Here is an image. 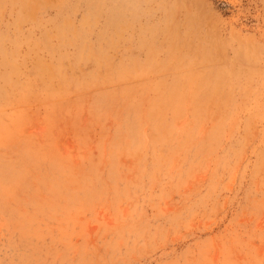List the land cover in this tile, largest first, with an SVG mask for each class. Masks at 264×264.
Wrapping results in <instances>:
<instances>
[{
	"label": "rangeland",
	"instance_id": "1",
	"mask_svg": "<svg viewBox=\"0 0 264 264\" xmlns=\"http://www.w3.org/2000/svg\"><path fill=\"white\" fill-rule=\"evenodd\" d=\"M0 264H264V0H0Z\"/></svg>",
	"mask_w": 264,
	"mask_h": 264
}]
</instances>
